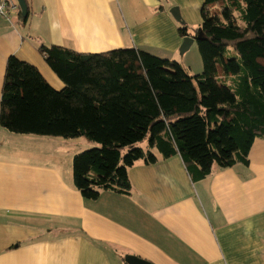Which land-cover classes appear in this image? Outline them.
<instances>
[{"label":"crops","instance_id":"0c3cea01","mask_svg":"<svg viewBox=\"0 0 264 264\" xmlns=\"http://www.w3.org/2000/svg\"><path fill=\"white\" fill-rule=\"evenodd\" d=\"M205 1L26 0V24L18 2L11 18L0 17V111L10 55L61 90L41 43L84 53L139 47L176 58L183 37L171 9L197 27ZM33 135L0 123V264H134L136 257L151 264H264V137L256 138L249 163L194 179L180 154L138 162L129 195L103 191L88 199L74 186L73 157L58 163L60 149Z\"/></svg>","mask_w":264,"mask_h":264},{"label":"trees","instance_id":"16d2710c","mask_svg":"<svg viewBox=\"0 0 264 264\" xmlns=\"http://www.w3.org/2000/svg\"><path fill=\"white\" fill-rule=\"evenodd\" d=\"M202 16L200 26L179 27L198 43V74L139 47L84 53L41 43L65 84L57 90L35 65L10 55L1 125L95 142L72 162L74 186L88 199L103 191L129 195L138 162L180 154L194 179L249 163L256 138L264 137V0H206ZM18 17L29 20L21 7ZM229 48L237 55L228 56ZM146 140L148 149L140 145Z\"/></svg>","mask_w":264,"mask_h":264},{"label":"rangeland","instance_id":"374dc122","mask_svg":"<svg viewBox=\"0 0 264 264\" xmlns=\"http://www.w3.org/2000/svg\"><path fill=\"white\" fill-rule=\"evenodd\" d=\"M215 6H218V3L213 4ZM153 54L161 56L163 58L165 57H170L172 60H177L184 64L192 73L198 74L202 73L204 69L202 57L199 51L198 43L197 41L194 43V45L184 54H176V58L173 57V55L168 56L167 53H164L162 51L160 52H153ZM231 55H237V53L232 49L229 48L228 56ZM198 62L202 64V68H198ZM200 71V72H198ZM19 138H22V135ZM37 136V135H33ZM41 140H44L48 143L50 147L53 148H59L61 151V156H55L57 159V162L64 165V162L66 164V159L67 163L70 161V158L73 157L76 153L82 152L84 150L93 148L96 145L95 142L90 141L84 136L76 137V138H71V139H66L63 137H47V136H37ZM22 140V139H21ZM144 149H148V141H144L143 143L140 144ZM66 170V168H65Z\"/></svg>","mask_w":264,"mask_h":264},{"label":"water","instance_id":"95a60500","mask_svg":"<svg viewBox=\"0 0 264 264\" xmlns=\"http://www.w3.org/2000/svg\"><path fill=\"white\" fill-rule=\"evenodd\" d=\"M20 6H21V9H22V12L24 14V16H27L28 15V5H27V2L26 0H18ZM171 14L174 16V18L181 24H184L186 23L183 19H182V16H181V13H180V10L177 6H174L172 9H171ZM196 39L190 35H187L183 38V42H182V45L180 47V52L181 54H184L185 52H187L191 45L194 43ZM134 264H151V263H148L144 260H141L139 258H135L134 260Z\"/></svg>","mask_w":264,"mask_h":264},{"label":"built area","instance_id":"2783aa9c","mask_svg":"<svg viewBox=\"0 0 264 264\" xmlns=\"http://www.w3.org/2000/svg\"><path fill=\"white\" fill-rule=\"evenodd\" d=\"M18 9L19 5L16 0H0V17L11 18L13 13Z\"/></svg>","mask_w":264,"mask_h":264}]
</instances>
